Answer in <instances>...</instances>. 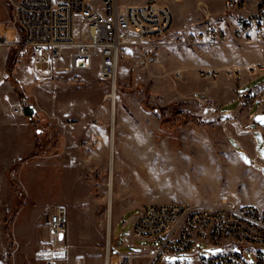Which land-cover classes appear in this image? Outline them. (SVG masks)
Instances as JSON below:
<instances>
[{"label": "rangeland", "instance_id": "rangeland-1", "mask_svg": "<svg viewBox=\"0 0 264 264\" xmlns=\"http://www.w3.org/2000/svg\"><path fill=\"white\" fill-rule=\"evenodd\" d=\"M17 1L0 0V36L7 40L17 37L11 23ZM169 6L171 27L155 47L121 53L113 99L111 84L97 77L96 68H64L68 50L60 69L42 73L29 49L0 47V264H105L107 248L115 264L120 253L157 245L132 233L133 219L145 203L204 204L225 198L264 205V167L231 139L244 127L235 119L244 117L219 112L222 102L236 96L241 73L201 74L206 68L224 69L220 61L241 54L235 45L250 46L229 34L246 9L227 10L224 0H173ZM212 25L226 31L225 42H191L193 34ZM217 87L226 90L222 98L212 92ZM29 105L33 110L24 111ZM253 136L254 150L264 158L260 134ZM58 205L67 213L63 241L56 242L65 257L38 261L35 252L52 246L46 209ZM197 246L204 256L221 251ZM247 258L256 264L250 252Z\"/></svg>", "mask_w": 264, "mask_h": 264}, {"label": "built area", "instance_id": "built-area-1", "mask_svg": "<svg viewBox=\"0 0 264 264\" xmlns=\"http://www.w3.org/2000/svg\"><path fill=\"white\" fill-rule=\"evenodd\" d=\"M171 1L18 0L11 21L17 37L7 40L0 36V47L29 49L42 73L57 67L63 51L68 50V64L64 68L74 71L96 68L97 77L112 87L123 50L155 47L156 40L169 31ZM224 6L227 10L246 9L237 15L234 41L248 45L260 43L264 47V0H224ZM191 38L195 44L223 43L227 33L212 25L207 32H197ZM247 69L264 71V62L250 64ZM240 70L239 66H225L220 70L206 68L201 74L231 76ZM45 215L52 246L37 250L35 259H62L64 247L56 248V242L63 241L67 229L66 208L62 205L47 208ZM132 233L135 238L157 242L143 254L144 264H250L248 252L256 264H264V205L239 204L225 198L204 204L145 203L138 208ZM198 244L220 247L221 251L204 256ZM56 252L61 255L51 254ZM171 255L191 259L165 261ZM135 258L131 252L120 253L115 264H133Z\"/></svg>", "mask_w": 264, "mask_h": 264}, {"label": "crops", "instance_id": "crops-1", "mask_svg": "<svg viewBox=\"0 0 264 264\" xmlns=\"http://www.w3.org/2000/svg\"><path fill=\"white\" fill-rule=\"evenodd\" d=\"M234 28L229 32L232 36L233 31L237 27V21H235ZM240 48L241 54L230 55L228 60H222L218 63L220 66H239L247 67L250 64H254L258 61L264 62V49L255 45L245 46V45H235L232 48ZM231 48V47H230ZM234 51V49H230ZM61 61V60H60ZM59 65L56 63L57 67L60 69ZM240 83L236 86V96L229 101L222 102L219 106V112L221 116L232 117L233 115L239 114L243 115L244 118L235 119V121H242L244 127L239 131H235L232 135V140L246 146L248 155L254 160L253 162L260 164V168L264 167V158L258 156L257 152L254 150L256 138L253 133L258 132L261 137L262 145L261 148L264 149V124L261 120H255V116L258 114H264V71H248L246 68L240 72ZM232 85V83L230 84ZM243 94H240V91ZM224 88L217 87L212 91L218 98H222V94L225 93ZM209 92V91H208ZM240 98H243L245 106L241 105ZM236 103L235 107H229V104ZM248 147V148H247ZM250 149V150H249ZM241 149L239 152H243ZM135 218V217H134ZM134 220V219H133ZM125 245H129L128 241H124ZM151 248H146L141 253H133L137 261L136 264H144L146 258L143 256L146 252H149ZM111 261V256H110Z\"/></svg>", "mask_w": 264, "mask_h": 264}, {"label": "bare ground", "instance_id": "bare-ground-1", "mask_svg": "<svg viewBox=\"0 0 264 264\" xmlns=\"http://www.w3.org/2000/svg\"><path fill=\"white\" fill-rule=\"evenodd\" d=\"M115 84L112 85V88H111V92L108 94L109 97H111L112 99L115 97ZM111 113L113 114L114 113V110H113V107L111 109ZM111 156H110V161H111ZM108 194H107V201H108V229H107V244L109 242V232H110V225H109V216H110V209H111V197H112V180H111V177H109V180H108ZM51 254H55L56 256L58 255H61L60 252H56V253H51ZM105 264H109V255H108V248L106 250V258H105Z\"/></svg>", "mask_w": 264, "mask_h": 264}, {"label": "water", "instance_id": "water-1", "mask_svg": "<svg viewBox=\"0 0 264 264\" xmlns=\"http://www.w3.org/2000/svg\"><path fill=\"white\" fill-rule=\"evenodd\" d=\"M23 110L24 111H32L33 110V106H31V105L23 106ZM261 118H264V114H258L257 116H255V120H261Z\"/></svg>", "mask_w": 264, "mask_h": 264}, {"label": "trees", "instance_id": "trees-1", "mask_svg": "<svg viewBox=\"0 0 264 264\" xmlns=\"http://www.w3.org/2000/svg\"><path fill=\"white\" fill-rule=\"evenodd\" d=\"M11 67H12V66L8 63L7 72H8L9 74L11 73V70H12Z\"/></svg>", "mask_w": 264, "mask_h": 264}, {"label": "snow or ice", "instance_id": "snow-or-ice-1", "mask_svg": "<svg viewBox=\"0 0 264 264\" xmlns=\"http://www.w3.org/2000/svg\"><path fill=\"white\" fill-rule=\"evenodd\" d=\"M261 122L264 123V118H261Z\"/></svg>", "mask_w": 264, "mask_h": 264}]
</instances>
